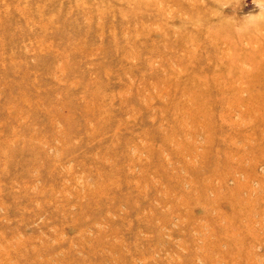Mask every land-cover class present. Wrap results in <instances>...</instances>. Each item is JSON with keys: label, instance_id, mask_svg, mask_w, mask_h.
<instances>
[{"label": "rangeland", "instance_id": "374dc122", "mask_svg": "<svg viewBox=\"0 0 264 264\" xmlns=\"http://www.w3.org/2000/svg\"><path fill=\"white\" fill-rule=\"evenodd\" d=\"M0 264H264V0H0Z\"/></svg>", "mask_w": 264, "mask_h": 264}]
</instances>
